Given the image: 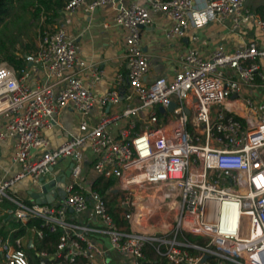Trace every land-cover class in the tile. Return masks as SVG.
<instances>
[{
  "label": "built area",
  "instance_id": "2783aa9c",
  "mask_svg": "<svg viewBox=\"0 0 264 264\" xmlns=\"http://www.w3.org/2000/svg\"><path fill=\"white\" fill-rule=\"evenodd\" d=\"M244 1L68 0L64 10L85 13L118 3L112 22L123 30L125 70L100 95L95 89L102 71L81 57L61 27L42 31L34 52L25 56L43 79L30 83L26 67L17 74L0 65V143L10 140L9 160L17 167L11 175L0 172V206H10L14 222H32L20 236L0 237V264H29L23 248L44 236H54L52 250L34 255L50 264H145V245L163 257L161 264H264V108L253 95L264 85L259 67L264 47L251 40L231 50L219 45L209 57L188 47L178 54L171 77L146 81L150 69L139 36L149 12L167 17L164 37L170 41L183 37L190 25L209 22H228L231 30L251 22L264 31V19ZM190 39L198 41L195 35ZM123 89L136 104L114 116L123 119L122 129L111 133V118L104 115L86 121L95 102L115 105ZM67 106L80 117L77 132L49 148L44 132ZM63 159L70 168L61 200L37 203L10 194L21 179L37 190L51 182L49 191L57 192V177L48 173ZM96 177L115 186L103 195L84 186ZM152 186L175 210L167 235L140 230V221L158 208L139 202Z\"/></svg>",
  "mask_w": 264,
  "mask_h": 264
},
{
  "label": "crops",
  "instance_id": "0c3cea01",
  "mask_svg": "<svg viewBox=\"0 0 264 264\" xmlns=\"http://www.w3.org/2000/svg\"><path fill=\"white\" fill-rule=\"evenodd\" d=\"M132 1L138 2V0H119V3L126 4ZM117 4L97 7L89 13L80 10L66 11L62 8L50 23L52 27L50 30L60 27L64 28L78 44L81 57L87 63L96 65L102 71V78L96 85V95H100L112 87L114 75L123 73L125 70L123 30L112 22V16ZM194 6H198L197 1H195ZM244 6L254 13L256 17L264 19V0H245ZM149 16L150 22L140 27L139 35L141 51L147 57L150 69V73L145 78L146 81L157 76L171 77L177 64L178 54L188 47H195L203 57H209L216 46L221 45L225 49L231 50L242 46L243 43L249 40L255 41L259 46L264 47V31H260L251 22L242 23L238 29L233 30L229 28L228 22L223 24L209 22L200 27L190 25L183 37L170 41L164 37V30L169 24L167 17L161 13L152 12H149ZM191 35L197 36L198 41L194 43L190 39ZM25 67L27 68L26 80L28 82L32 83L43 79V75L36 65L27 62ZM259 67L264 74V59L260 60ZM256 81L258 84L261 83L259 79ZM125 92L124 89L120 91L119 101L115 105L100 106L95 102L89 111L86 121L91 124L101 115L109 117L115 123L110 120L107 128L111 133L116 134L118 130L123 128L124 121L122 118L114 116L119 114L124 105L136 104L135 98L130 100L125 98ZM253 95L254 97L258 96L264 103V85L255 88ZM55 119V125L44 132L49 141V148H53L63 141L68 133L77 132L78 122L80 121L79 115L69 106L60 110ZM133 124V129L138 131L140 129V113L133 119ZM10 144V140L0 143V172L6 173V175H11L17 170V167L12 165L9 160ZM38 151L39 149L33 150V152ZM83 157L84 161L88 162L89 151L87 147L83 150ZM69 168L70 161L68 159L60 160L49 169L48 176L67 177ZM90 176L92 177L91 173ZM21 180L24 181L20 182ZM21 180L14 184L10 194L16 195L23 200H30L29 191L36 189L29 184L27 179ZM90 185L91 182L89 184L86 179L84 186L90 187ZM57 201L58 199L56 198L53 202ZM9 209L10 206L6 203L0 206V237L12 236V232L15 231L14 221L9 215Z\"/></svg>",
  "mask_w": 264,
  "mask_h": 264
},
{
  "label": "rangeland",
  "instance_id": "374dc122",
  "mask_svg": "<svg viewBox=\"0 0 264 264\" xmlns=\"http://www.w3.org/2000/svg\"><path fill=\"white\" fill-rule=\"evenodd\" d=\"M52 20L49 23L45 22L42 14L38 18H35L29 11L21 12L18 7H15L11 15L0 23V45H3L8 52L15 55L28 53L33 50L32 46L35 47L37 45L42 31L52 28L50 26ZM1 64L8 63L0 60ZM256 97L258 104L261 108H264L263 101L258 96ZM89 171L90 173H94L91 168ZM22 181L24 180L20 182ZM111 185L110 187L115 186V184ZM162 192L161 189L158 190L157 187L152 186L141 193L140 204L147 206L152 204L153 206H158V208L150 218L140 221V230L150 233L164 232L167 235L173 226L175 210L173 207L171 208L169 199L163 200Z\"/></svg>",
  "mask_w": 264,
  "mask_h": 264
},
{
  "label": "trees",
  "instance_id": "16d2710c",
  "mask_svg": "<svg viewBox=\"0 0 264 264\" xmlns=\"http://www.w3.org/2000/svg\"><path fill=\"white\" fill-rule=\"evenodd\" d=\"M68 0H0V23L11 15L12 10L18 7L21 12H30L33 17H39L42 14L45 22H50L58 14V12L64 7ZM34 50V46H32ZM32 50V51H33ZM32 51L23 55H15L8 52L3 45H0V57L1 61H6L17 74L21 73V70L26 66L27 61L25 56L30 54ZM113 184L111 180H102L100 177H96L91 182V189L97 191L100 194H105V191ZM32 225L31 221L24 224L14 222L13 226L15 231L12 232L13 237L20 236L24 233L25 228ZM50 240V244L47 242ZM54 236H44L43 239L34 243L33 247H25L23 251L28 257L29 264H40V259L34 255L35 250H45L50 252L52 250ZM160 251L163 248L160 247ZM33 252V253H32ZM144 263L145 264H161L163 257L155 252V249L151 245H145L144 247ZM45 264H50L46 261ZM210 264H216V261H211ZM222 264H233L230 262H223Z\"/></svg>",
  "mask_w": 264,
  "mask_h": 264
},
{
  "label": "water",
  "instance_id": "95a60500",
  "mask_svg": "<svg viewBox=\"0 0 264 264\" xmlns=\"http://www.w3.org/2000/svg\"><path fill=\"white\" fill-rule=\"evenodd\" d=\"M174 107V104L171 103L168 107L169 110H171ZM159 112H162V108L159 107ZM63 177L57 178L55 180V187L58 188V191L55 192H50L49 191V187L53 186V183H48L46 185H42L40 186L39 190H32L29 191V197L30 199L34 200L37 203H49L52 199L58 198L59 200H61L64 196L63 191H62V187H63ZM45 260L44 259H40V264H44Z\"/></svg>",
  "mask_w": 264,
  "mask_h": 264
}]
</instances>
